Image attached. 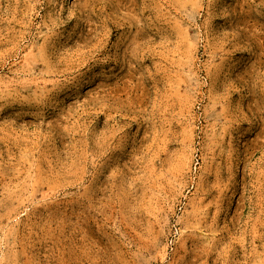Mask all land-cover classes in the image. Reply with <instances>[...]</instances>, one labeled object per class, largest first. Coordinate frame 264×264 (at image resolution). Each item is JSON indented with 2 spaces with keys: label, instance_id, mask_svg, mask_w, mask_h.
<instances>
[{
  "label": "rangeland",
  "instance_id": "1",
  "mask_svg": "<svg viewBox=\"0 0 264 264\" xmlns=\"http://www.w3.org/2000/svg\"><path fill=\"white\" fill-rule=\"evenodd\" d=\"M0 264H264V0H0Z\"/></svg>",
  "mask_w": 264,
  "mask_h": 264
}]
</instances>
